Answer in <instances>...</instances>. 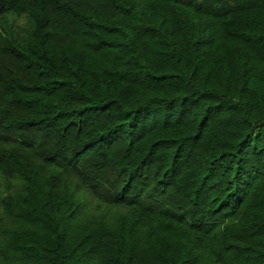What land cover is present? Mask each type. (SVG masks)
I'll list each match as a JSON object with an SVG mask.
<instances>
[{
	"label": "trees",
	"instance_id": "16d2710c",
	"mask_svg": "<svg viewBox=\"0 0 264 264\" xmlns=\"http://www.w3.org/2000/svg\"><path fill=\"white\" fill-rule=\"evenodd\" d=\"M0 264H264V0H0Z\"/></svg>",
	"mask_w": 264,
	"mask_h": 264
},
{
	"label": "rangeland",
	"instance_id": "374dc122",
	"mask_svg": "<svg viewBox=\"0 0 264 264\" xmlns=\"http://www.w3.org/2000/svg\"><path fill=\"white\" fill-rule=\"evenodd\" d=\"M20 22V21H19Z\"/></svg>",
	"mask_w": 264,
	"mask_h": 264
}]
</instances>
